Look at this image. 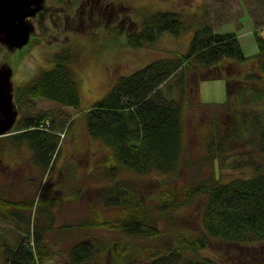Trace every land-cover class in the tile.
<instances>
[{
	"label": "trees",
	"instance_id": "16d2710c",
	"mask_svg": "<svg viewBox=\"0 0 264 264\" xmlns=\"http://www.w3.org/2000/svg\"><path fill=\"white\" fill-rule=\"evenodd\" d=\"M88 3L91 13L98 15L101 10L104 15L119 11L107 0H84L79 3L80 11ZM184 25L181 14L157 12L145 17L142 29L130 33L127 43L136 48L152 47L163 32L178 36ZM77 27L82 31L86 26ZM258 38L257 65L243 73L242 64L249 58L238 36L221 35L201 25L187 53L119 77L91 109L80 108L74 71L76 54L71 49H61L51 68L43 69L19 87V103L30 96L78 110V117H85L89 134L110 150L100 170L101 179L111 184L99 190V199L91 204L87 217L76 224L85 239L72 244L69 260L61 264H130L146 249L122 248V240L140 241L162 235H172L176 248L142 257L145 264H177L161 261L182 248H209L213 240L234 247L264 243V39ZM174 77L178 97L165 100L160 87ZM215 79L227 81L228 99L222 106L225 119L204 121L188 143L187 109L196 103L200 82ZM199 104L204 105L201 101ZM47 119L48 115L26 116L18 123L16 133L6 137L15 146L27 145L33 152L32 162L43 169L54 164L61 141L53 131V120L51 129L40 128ZM0 142L4 150L7 141L0 138ZM216 162L218 174L226 166L251 169L252 174L225 182L217 177ZM204 173L208 176L198 180ZM128 175L155 177L157 181L146 183L140 191ZM199 199L205 202L201 229L185 230L179 213L195 206ZM55 203L54 199L38 196L15 199L0 184V219L11 220L18 229L11 246L4 234L0 235L4 239L0 250L6 249L7 264H55V255L46 241L53 223L45 221L52 215L48 206ZM101 231L121 239L100 238ZM183 264L214 263L195 259Z\"/></svg>",
	"mask_w": 264,
	"mask_h": 264
},
{
	"label": "rangeland",
	"instance_id": "374dc122",
	"mask_svg": "<svg viewBox=\"0 0 264 264\" xmlns=\"http://www.w3.org/2000/svg\"><path fill=\"white\" fill-rule=\"evenodd\" d=\"M83 1L67 0L60 3L59 0H46V11L42 16L44 33L40 30L41 25L31 18L29 21L35 27L34 37L32 36L31 44L23 52L14 54L0 44V65L7 63L13 69L14 102L19 110L12 131L17 129L18 123L26 116L48 115L49 120L54 121L53 131L61 138L56 160L48 169L39 168L32 162L33 152L27 145L15 146L6 136L2 137L7 141L4 144L5 149L1 150L0 145V184L5 191L18 200L38 196L43 200L54 199L57 202L48 206L52 215L45 217V221L53 223L46 241L55 255V264L67 262L72 244L85 239L75 226L87 217L91 204L99 199V190L111 184L101 179L102 168L100 170L110 150L89 134L85 117H78V110L30 96H25L19 103L16 98L19 87L30 82L43 69L51 68L56 54L61 49H71L76 54L74 71L81 95L80 108L91 109L104 98L119 77L131 75L158 60L187 53L196 30L201 25L208 26L221 35L238 36L243 51L249 58L242 64L243 73L257 65L258 37H264V0H107L119 11H108L110 14L106 13L103 17L91 13L90 3L84 5L80 11L79 3ZM157 12L181 14L185 20L183 31L178 36L163 32L152 47L130 46L127 43L128 35L140 31L145 17ZM96 17L99 20L96 21ZM88 24L91 26L87 27ZM78 25L86 27L79 31ZM257 27L259 36L255 33ZM243 73L239 76L243 77ZM175 78L161 85L163 99L175 100L178 97V92L173 86ZM198 90L199 96L194 98L196 103L187 109L188 143L197 126L204 121L210 122L213 118L221 121L225 119L222 106L228 99L227 81H201ZM200 101L204 105L199 104ZM72 121H75L74 125L67 131ZM216 170L217 177L225 182L247 178L252 174L251 169H230V166H226V169L218 174V162ZM207 176L208 173H204L198 180ZM128 177L133 179L140 191L145 189L146 183L153 184L157 181L155 177ZM125 178L127 179V176ZM204 205L205 202L199 199L195 206L179 213L180 224L185 230L201 229ZM10 221L0 219V235L4 234L5 241L11 246L18 229ZM98 237H106L110 241L121 239L106 231L99 232ZM124 246H143L147 251L139 252L140 257L130 264H145L142 257L157 250L169 253L176 248L172 235L140 241L124 239L121 247ZM189 249L177 250L176 255H171L161 262L176 261L177 264H183L188 260L197 259L209 260L214 264H264V243L234 247L213 240L209 248ZM5 251L6 249L0 250V264H7Z\"/></svg>",
	"mask_w": 264,
	"mask_h": 264
},
{
	"label": "water",
	"instance_id": "95a60500",
	"mask_svg": "<svg viewBox=\"0 0 264 264\" xmlns=\"http://www.w3.org/2000/svg\"><path fill=\"white\" fill-rule=\"evenodd\" d=\"M46 11V0H0V44L15 52L26 47L35 32L29 21ZM13 69L0 65V136L14 127L19 111L14 103Z\"/></svg>",
	"mask_w": 264,
	"mask_h": 264
},
{
	"label": "flooded vegetation",
	"instance_id": "af4514ba",
	"mask_svg": "<svg viewBox=\"0 0 264 264\" xmlns=\"http://www.w3.org/2000/svg\"><path fill=\"white\" fill-rule=\"evenodd\" d=\"M101 11H102L101 16H102V15H104V11H103V10H101ZM44 13H45V12H44ZM44 13H42V15L40 14V15H38L36 18H34V19H35V20L41 25V26H40V30H41L42 33L45 32V27H44V25L42 26V21H43V20H42V16H43ZM96 14H97V13H96ZM66 32H67V31H66ZM32 39H33V38H32ZM32 39H31V40H32ZM21 52H23V50H22ZM21 52H20V53H21ZM16 53H19V52H15L14 54H16Z\"/></svg>",
	"mask_w": 264,
	"mask_h": 264
}]
</instances>
